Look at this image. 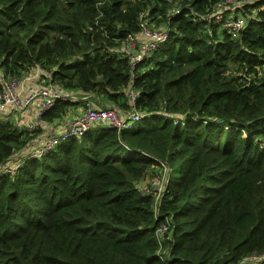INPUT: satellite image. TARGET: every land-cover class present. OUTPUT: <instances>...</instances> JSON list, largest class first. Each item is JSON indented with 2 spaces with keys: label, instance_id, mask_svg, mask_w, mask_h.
I'll return each mask as SVG.
<instances>
[{
  "label": "trees",
  "instance_id": "trees-1",
  "mask_svg": "<svg viewBox=\"0 0 264 264\" xmlns=\"http://www.w3.org/2000/svg\"><path fill=\"white\" fill-rule=\"evenodd\" d=\"M218 1L0 0L9 75L39 64L128 112L133 89L145 119L92 127L37 157L36 129L4 110L0 264H235L264 253V0L239 8L237 33L215 18ZM141 13L168 33L131 67L118 45L144 42ZM150 175H165L161 192L140 185Z\"/></svg>",
  "mask_w": 264,
  "mask_h": 264
},
{
  "label": "built area",
  "instance_id": "built-area-1",
  "mask_svg": "<svg viewBox=\"0 0 264 264\" xmlns=\"http://www.w3.org/2000/svg\"><path fill=\"white\" fill-rule=\"evenodd\" d=\"M247 1L251 0H220L214 6L215 18L224 19V25L231 33H237L244 27V17L238 13L239 8ZM230 9V11H229ZM140 35L145 39L144 42L139 41L136 35L131 34L121 39L118 45L119 49H124L125 53L130 56L131 67L143 60L152 51L156 50L159 44L167 37L168 30H164L158 26H152L146 18L145 13H141L139 18ZM123 55V54H122ZM37 77L40 78L44 73V79L40 84L29 89L27 96L22 95V76H11L4 68L0 67V114L4 110L9 109V113H5L4 117L9 118L14 111H25L33 101H37L38 108L36 112L37 124L29 129H36L37 125L43 124V115L55 107L57 101L71 98V95H64L59 91L60 83L52 80L51 73H47L39 64L35 65ZM264 77V72L261 73ZM46 79L48 82L46 83ZM46 83V84H45ZM89 95L84 97L85 108L81 113L76 114L72 119L66 122V126L59 132L50 133L45 136V140L38 144L28 156H41L48 150L54 148L59 143L70 137H81L86 131L94 127L96 123L105 122L123 129L132 126L136 121L141 120L144 115L135 107L136 91L129 89L128 98L132 103L130 111L119 106H94L88 99ZM130 121H132L130 123ZM20 125V121L16 122ZM14 168L12 171H14ZM162 188V187H161ZM159 190V189H158ZM161 192V189L159 190ZM168 229L166 224H162L158 228V233H163ZM235 264H264V253L250 252L243 255Z\"/></svg>",
  "mask_w": 264,
  "mask_h": 264
},
{
  "label": "crops",
  "instance_id": "crops-1",
  "mask_svg": "<svg viewBox=\"0 0 264 264\" xmlns=\"http://www.w3.org/2000/svg\"><path fill=\"white\" fill-rule=\"evenodd\" d=\"M21 76H22L21 77L22 85L20 86V90L22 89L23 96H27L29 94V89L31 87L37 86L44 79V73L41 74L40 78L37 77V72L35 71V68H31L30 70L24 71L21 74ZM47 82L48 79H46V83ZM59 85H60V89H59L60 92H62L64 95H68V96L71 95L73 100L70 101H72L73 104L69 107L67 113L62 118L57 119L53 122H44L43 124L37 125V127L42 130L41 133L35 137V143H37V145L42 143L45 140V136H48L50 133L61 131L66 126V122L72 119L76 114L81 113L86 107L84 100V97H86V95L76 90L66 89L62 87V84ZM91 99L96 100L94 98V95H91ZM92 104L94 106L113 105V103H111L109 100H108V104L104 102L99 104L97 103H92ZM37 108H38L37 101H33L25 111L23 112L21 111V113L19 111H14L11 117H13L14 120L16 118L17 122L20 121L21 126H26V127L28 126L34 128V126L37 124V120L35 117Z\"/></svg>",
  "mask_w": 264,
  "mask_h": 264
},
{
  "label": "rangeland",
  "instance_id": "rangeland-1",
  "mask_svg": "<svg viewBox=\"0 0 264 264\" xmlns=\"http://www.w3.org/2000/svg\"><path fill=\"white\" fill-rule=\"evenodd\" d=\"M151 25L152 26H155L154 24H152L151 23ZM103 101H104V103H107L108 104V100L105 98V99H103ZM118 103H120V102H118ZM18 114H20V113H18ZM144 120L145 119H141V120H139V121H136L134 124H133V126H132V128H138V127H140L143 123H144ZM15 122H17V119L15 118ZM132 121H130V123H131ZM104 126H107V123H105V122H102V123H96L95 125H94V127H93V130L94 129H99V128H101V127H104ZM38 128V127H37ZM36 128V134H37V136H38V134H40L41 133V129L40 128H38L37 129ZM12 162H15V161H12ZM16 168H14V170H15ZM152 177V175H150V177H148V178H146V179H144L142 182H140V185L141 186H146L147 188L149 187V189H150V191H153V190H160L161 189V187L163 186V183H164V181L166 180V177H165V175H163L162 177H161V175H157V177H155V178H151ZM147 188H145L144 187V190H147ZM158 190V191H159Z\"/></svg>",
  "mask_w": 264,
  "mask_h": 264
},
{
  "label": "flooded vegetation",
  "instance_id": "flooded-vegetation-1",
  "mask_svg": "<svg viewBox=\"0 0 264 264\" xmlns=\"http://www.w3.org/2000/svg\"><path fill=\"white\" fill-rule=\"evenodd\" d=\"M88 99H89L92 103H97V104L100 103V102H98V101H96V100H92L90 96L88 97ZM100 106H101V105H100ZM104 106H106V105H104Z\"/></svg>",
  "mask_w": 264,
  "mask_h": 264
},
{
  "label": "clouds",
  "instance_id": "clouds-1",
  "mask_svg": "<svg viewBox=\"0 0 264 264\" xmlns=\"http://www.w3.org/2000/svg\"><path fill=\"white\" fill-rule=\"evenodd\" d=\"M114 105V104H113ZM109 126H112V125H109Z\"/></svg>",
  "mask_w": 264,
  "mask_h": 264
}]
</instances>
